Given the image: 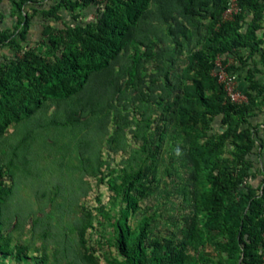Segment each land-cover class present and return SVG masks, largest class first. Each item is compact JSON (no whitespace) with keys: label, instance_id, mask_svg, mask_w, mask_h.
<instances>
[{"label":"trees","instance_id":"trees-1","mask_svg":"<svg viewBox=\"0 0 264 264\" xmlns=\"http://www.w3.org/2000/svg\"><path fill=\"white\" fill-rule=\"evenodd\" d=\"M228 1L50 0L40 5L35 0H12L22 15L17 20L18 31L0 28V49L14 45L16 52L0 64V139L9 124L33 117L47 102L64 111L67 119L93 125L96 133L103 135L107 117L99 115L113 107L123 93L131 47H143V62L160 60L163 50L160 41L153 38L158 35L155 22L164 24L174 37L182 35L189 41L185 23L201 18L195 37L198 43L188 47L179 74L170 78L167 72L155 68L148 74L147 84L142 62L136 63V90L146 87L162 123L172 122L186 135L187 142L179 147L184 150L183 165L188 168L186 175L198 200L202 229L227 255L228 264H263L264 177L259 189L245 178L253 165L248 155L256 145L264 151V138H256L249 126L242 125L255 97L264 92V83L253 80V73L248 71V90L243 92L247 100L233 103L211 72L215 59L221 56L224 63L232 60L228 70L234 73L236 61L245 63L243 50L248 51L246 59L259 55L264 63L262 42L257 36L264 0H236L239 10L224 19ZM153 2L159 11L155 16L151 14ZM90 5L99 9L95 22L60 29L46 25L35 46L23 48L18 43L28 27L26 8L57 18L60 10L71 13ZM247 12L251 14L248 21ZM168 18L174 21L176 30ZM3 19L0 10V24ZM219 115L226 127L218 135H209V123ZM227 144L232 147L230 158H222ZM262 162L264 171V156ZM6 171L11 174L8 168ZM3 176L0 166V211L13 191L5 185ZM138 180L136 176L130 184ZM126 194L131 197L130 188ZM144 228L142 223L131 240L128 228L116 222V248L124 256L118 264H175V248L162 244L157 235L149 237ZM147 246L151 251L147 252ZM164 247L167 254H161Z\"/></svg>","mask_w":264,"mask_h":264},{"label":"rangeland","instance_id":"rangeland-1","mask_svg":"<svg viewBox=\"0 0 264 264\" xmlns=\"http://www.w3.org/2000/svg\"><path fill=\"white\" fill-rule=\"evenodd\" d=\"M35 1L40 5L50 2ZM0 10L4 14L0 28L18 31L22 12L12 0H1ZM25 12L28 27L17 40L23 48L35 46L46 25L58 29L83 26L99 16L94 5L71 13L60 10L57 18L30 8ZM158 12L156 3H151V14ZM250 17L247 12L246 20ZM198 22L202 19L185 23L189 41L182 35L174 37L164 24L155 22L158 35L153 38L163 50L160 60L143 62V47H131L123 93L113 107L99 115L107 117L103 135L93 125L67 119L50 102L33 117L7 126L0 139V166L5 185L13 191L0 211V264H118L124 256L116 248V222L128 228L131 240L145 223L149 237L157 235L162 244L175 248V264H228L227 255L201 227L198 200L183 165L184 150L179 147L187 142L186 135L172 122L162 123L146 87L139 91L135 85V64L139 62L147 84L148 74L155 68L170 78L179 74L188 47L198 43ZM168 23L176 30L171 18ZM257 36L264 53V16ZM15 54L14 45L0 49V64ZM247 54V50L241 52L245 63L235 62L234 85L240 92L248 90V71L253 80L264 83V63L259 55L246 59ZM246 126L256 138H264V92L255 97L242 125ZM225 127L219 115L210 121L207 132L218 135ZM230 150L227 144L222 158H230ZM248 156L253 165L245 180L259 189L264 151L256 145ZM136 176L138 182L131 185ZM151 248L147 246V252ZM167 252L164 247L161 254Z\"/></svg>","mask_w":264,"mask_h":264},{"label":"built area","instance_id":"built-area-1","mask_svg":"<svg viewBox=\"0 0 264 264\" xmlns=\"http://www.w3.org/2000/svg\"><path fill=\"white\" fill-rule=\"evenodd\" d=\"M239 10L236 0H229L228 7L224 13V19H229L233 13ZM232 60H227V63L223 62V58L218 56L214 61V68L211 72L216 82L222 86L227 98L233 103L246 102V95L240 92L234 85L235 75L228 70ZM264 239V236H263ZM262 262L264 264V255L262 256Z\"/></svg>","mask_w":264,"mask_h":264}]
</instances>
